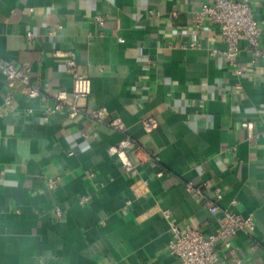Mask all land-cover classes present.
I'll use <instances>...</instances> for the list:
<instances>
[{
	"label": "crops",
	"instance_id": "0c3cea01",
	"mask_svg": "<svg viewBox=\"0 0 264 264\" xmlns=\"http://www.w3.org/2000/svg\"><path fill=\"white\" fill-rule=\"evenodd\" d=\"M206 2L0 0V58L29 64L45 93L30 99L18 89L14 106L0 109V264H181L168 251L164 213L210 236L225 211L255 215L254 232L232 243L240 264H264V63L241 40L243 73L233 71L219 55L228 45L218 28L194 18ZM251 2L264 48V0ZM56 51L73 52L91 80L80 106L107 109L126 134L66 110L47 113L58 91L71 99L74 89L68 59ZM6 90L0 72V106ZM147 119L158 127L146 131ZM125 136L135 143V176L110 154ZM189 183L209 195L221 189L219 211ZM222 262L235 264L226 249Z\"/></svg>",
	"mask_w": 264,
	"mask_h": 264
},
{
	"label": "built area",
	"instance_id": "2783aa9c",
	"mask_svg": "<svg viewBox=\"0 0 264 264\" xmlns=\"http://www.w3.org/2000/svg\"><path fill=\"white\" fill-rule=\"evenodd\" d=\"M251 3V0H208L194 14L199 28H203L205 23L218 28L220 37L227 43L228 48L220 53L213 51L212 56H217L219 53V55L226 58L237 75H242L243 73L239 62L241 40L247 42L252 53L253 62L256 63L262 60L264 63V48L260 40L262 30L255 17ZM175 17L178 18V14H175ZM95 22L100 26L105 25L104 18L100 16L95 17ZM57 28L60 30L63 27L58 25ZM51 34L54 35V32ZM27 38L33 39L34 35L29 32ZM190 47L196 48L195 44H191ZM55 56L68 59V70L73 76L74 89L71 99L66 91H58L54 96L55 104L48 109L47 113L54 115L66 110L71 119L79 116H88L99 122H105L106 126L111 130L126 134L127 128L123 120L119 117H111L107 109L86 110L80 106L79 102L91 94L92 84L88 76L78 72L76 55L73 52L56 51ZM0 72L7 81L4 106H0V109L7 110L14 106V96L18 89L23 91L30 99L45 98L42 86L33 84L30 80L31 67L29 64H23L18 67L12 62L0 58ZM142 125L148 132L158 127V123L154 119L144 120ZM243 126L247 129L248 135L252 136L253 124L247 122ZM132 146H135L134 141L129 136H125L117 146L110 149V154L118 157L124 169L135 176L137 169L128 155V149ZM138 150L141 149L138 148ZM163 175V172L158 173L159 177ZM47 182L50 188H57L61 183V178H51ZM205 186V184L195 186L189 183L187 188L196 199L205 200L210 212L215 214L219 211L218 203L223 198L222 190L216 188L213 191V195H209L204 191ZM89 200V197H83L79 202L84 205ZM164 214L169 219L172 232V240L169 243L168 251L171 255L178 258L181 264H223L222 249H226L231 254L235 264H240L232 241L238 234L252 233L256 228L254 214L243 217L232 211H225L224 221L219 230L213 235L205 236L199 229H194L189 225L181 226L171 220L172 215L169 212ZM56 215L61 218L63 210L56 208Z\"/></svg>",
	"mask_w": 264,
	"mask_h": 264
}]
</instances>
